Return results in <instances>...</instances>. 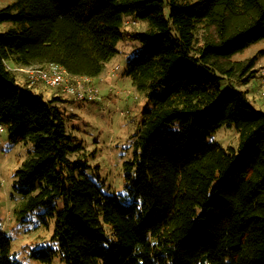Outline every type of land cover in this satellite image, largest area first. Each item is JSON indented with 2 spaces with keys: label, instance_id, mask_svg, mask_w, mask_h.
I'll return each mask as SVG.
<instances>
[{
  "label": "trees",
  "instance_id": "obj_1",
  "mask_svg": "<svg viewBox=\"0 0 264 264\" xmlns=\"http://www.w3.org/2000/svg\"><path fill=\"white\" fill-rule=\"evenodd\" d=\"M125 17L146 29H124ZM0 25V126L11 142L32 144L13 176V213L54 219L55 247L34 258L264 264V110L238 87L258 75L264 51L237 58L264 41V0H12ZM133 39L142 53L124 75L147 108L121 196L104 191L94 153L67 127L64 99H45L14 69L56 64L97 78ZM223 126L238 131L236 149L209 140ZM0 264H21L1 230Z\"/></svg>",
  "mask_w": 264,
  "mask_h": 264
},
{
  "label": "rangeland",
  "instance_id": "obj_2",
  "mask_svg": "<svg viewBox=\"0 0 264 264\" xmlns=\"http://www.w3.org/2000/svg\"><path fill=\"white\" fill-rule=\"evenodd\" d=\"M10 2L12 0H0V9ZM125 21L123 28L128 31H142L147 27L146 23L135 21L131 17H125ZM4 29L6 26L0 25V31ZM117 48L119 53L107 63L104 72L105 75L108 71L111 74L114 67L119 66L117 75H109L106 83H101L99 77L95 78L101 89V101L75 100L59 88L43 84L38 85L35 91L43 93L45 99H50L53 95L64 99L60 103V109L66 117L67 127L73 131L78 141L84 143L88 151L94 153L95 158L91 159V164L100 167L105 181L104 191L122 196L125 194L123 162L130 159L134 151L132 136L141 121L142 111L147 108V99L135 90L131 79L124 75L126 62L142 53L140 42L135 39L123 40ZM258 51H264V41L252 45L237 58H249ZM260 56L256 68L261 71L264 68V52ZM258 75L249 83L238 87L248 91V98L255 108L264 110V97ZM24 78L20 76L18 81L22 82ZM209 140L226 149H236L239 145V133L234 126H223ZM31 150V143H13L8 139L6 131L0 133V230L10 239L12 258L21 264H45L34 258L32 251L53 245L54 219L45 224L40 217L43 211H35L25 222H21L13 213L18 200L12 188L13 176ZM51 264L62 263L59 258H55Z\"/></svg>",
  "mask_w": 264,
  "mask_h": 264
},
{
  "label": "built area",
  "instance_id": "obj_3",
  "mask_svg": "<svg viewBox=\"0 0 264 264\" xmlns=\"http://www.w3.org/2000/svg\"><path fill=\"white\" fill-rule=\"evenodd\" d=\"M14 70L25 73L29 87L45 85L52 88H59L63 93L73 96L75 100L98 102L102 100L101 89L91 77H73L65 69L56 64H51L48 68L39 67L17 68ZM118 66L111 71L112 76L117 75ZM260 84L262 96L264 97V68L260 71ZM5 132V128L0 126V133ZM2 184H0V190Z\"/></svg>",
  "mask_w": 264,
  "mask_h": 264
},
{
  "label": "crops",
  "instance_id": "obj_4",
  "mask_svg": "<svg viewBox=\"0 0 264 264\" xmlns=\"http://www.w3.org/2000/svg\"><path fill=\"white\" fill-rule=\"evenodd\" d=\"M110 73V71H108V74L107 75H105V73H103L100 77H99V80H100V82L101 83H106V82H108V77H109V74ZM94 80H95V78H94ZM96 82V81H95Z\"/></svg>",
  "mask_w": 264,
  "mask_h": 264
}]
</instances>
